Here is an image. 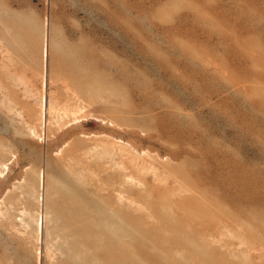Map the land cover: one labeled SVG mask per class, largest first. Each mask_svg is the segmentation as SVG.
Here are the masks:
<instances>
[{
	"label": "rangeland",
	"instance_id": "374dc122",
	"mask_svg": "<svg viewBox=\"0 0 264 264\" xmlns=\"http://www.w3.org/2000/svg\"><path fill=\"white\" fill-rule=\"evenodd\" d=\"M0 264H264V0H0Z\"/></svg>",
	"mask_w": 264,
	"mask_h": 264
},
{
	"label": "bare ground",
	"instance_id": "6f19581e",
	"mask_svg": "<svg viewBox=\"0 0 264 264\" xmlns=\"http://www.w3.org/2000/svg\"><path fill=\"white\" fill-rule=\"evenodd\" d=\"M44 55H45V53H44ZM40 225V224H39Z\"/></svg>",
	"mask_w": 264,
	"mask_h": 264
}]
</instances>
